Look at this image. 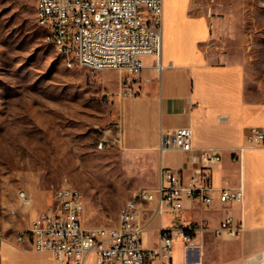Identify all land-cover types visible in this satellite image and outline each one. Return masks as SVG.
<instances>
[{
	"label": "rangeland",
	"instance_id": "obj_1",
	"mask_svg": "<svg viewBox=\"0 0 264 264\" xmlns=\"http://www.w3.org/2000/svg\"><path fill=\"white\" fill-rule=\"evenodd\" d=\"M189 1L211 19L214 62L241 67L246 102L264 108V0ZM36 4L0 0V228L55 207L64 182L81 190L87 227L114 226L136 190L157 184L158 157L119 144L122 72L69 67Z\"/></svg>",
	"mask_w": 264,
	"mask_h": 264
},
{
	"label": "crops",
	"instance_id": "obj_2",
	"mask_svg": "<svg viewBox=\"0 0 264 264\" xmlns=\"http://www.w3.org/2000/svg\"><path fill=\"white\" fill-rule=\"evenodd\" d=\"M211 23L206 14L195 15L189 0H164L165 68L158 78L154 58L145 57V67L136 83L140 94L114 97L117 137L126 151L156 154L159 171L161 166L181 169L185 182L200 167L201 148L217 147L222 160L210 170L213 184L244 186L241 205L218 201L205 205L187 200L180 212L159 216L154 215L155 203L146 204L147 216L152 217L143 238L146 248L156 246L161 227L170 228L183 221L216 228L230 213L237 222H244L241 235L221 238L209 230L191 248L177 240L172 264H264V147L250 146L249 141L253 128L264 129V108L246 102L241 67L214 62L210 51L214 39ZM180 127L193 129L194 149L162 153L163 133ZM243 146L246 148L237 158L234 152L240 153ZM158 182L159 172L157 184L146 188L155 189ZM46 210L50 209L36 212ZM33 211L28 221L3 228L6 238L0 250V264H56L52 253L36 251L28 239H16L20 230L29 227Z\"/></svg>",
	"mask_w": 264,
	"mask_h": 264
},
{
	"label": "built area",
	"instance_id": "obj_3",
	"mask_svg": "<svg viewBox=\"0 0 264 264\" xmlns=\"http://www.w3.org/2000/svg\"><path fill=\"white\" fill-rule=\"evenodd\" d=\"M36 22L53 25L55 42L60 51L81 57V67L92 70L114 69L122 72L119 95L138 96L136 87L145 65L152 56L160 77L165 65L163 54L164 0H37ZM250 146L264 147V129L253 128ZM103 147V142L100 143ZM246 147H240V153ZM194 149L193 129L180 127L163 133L160 150L189 152ZM200 167L185 182L183 171L161 166L155 189L140 188L121 207L118 222L109 227H87L83 222L85 202L80 189L68 182L53 192L55 207L38 213L29 227L18 232V242L30 240L38 252L52 253L56 264H172L174 246L181 240L186 248L195 247L205 232L212 230L221 238H235L245 229L227 213L219 226L207 223L176 222L170 228H160L156 246L146 248L143 238L152 217L146 204L155 203L154 215L180 212L187 200L212 205L215 202L243 204L244 186L216 187L210 172L222 160L217 147L201 148ZM197 161V157L193 158ZM26 198V195L23 194ZM6 238L0 230V250Z\"/></svg>",
	"mask_w": 264,
	"mask_h": 264
},
{
	"label": "bare ground",
	"instance_id": "obj_4",
	"mask_svg": "<svg viewBox=\"0 0 264 264\" xmlns=\"http://www.w3.org/2000/svg\"><path fill=\"white\" fill-rule=\"evenodd\" d=\"M41 27L48 32L49 38H56V31L54 30L53 25H42ZM53 43L56 46V48L58 49L59 53L61 55L65 56L66 63L69 67H73L75 65L81 66V57L79 54H74L73 52H67V51H60V47L58 45H56L55 42H53ZM0 230H4V229L0 228Z\"/></svg>",
	"mask_w": 264,
	"mask_h": 264
}]
</instances>
